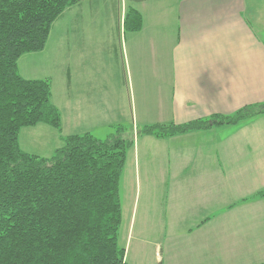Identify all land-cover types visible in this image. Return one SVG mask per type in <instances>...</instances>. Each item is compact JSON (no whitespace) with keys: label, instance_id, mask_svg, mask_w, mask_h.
Wrapping results in <instances>:
<instances>
[{"label":"crops","instance_id":"obj_1","mask_svg":"<svg viewBox=\"0 0 264 264\" xmlns=\"http://www.w3.org/2000/svg\"><path fill=\"white\" fill-rule=\"evenodd\" d=\"M105 1L122 26L128 6L142 18L140 28L127 30L124 38L133 53V66L138 67L135 80L144 85L153 78L157 87L149 98L142 91L134 108L141 127L182 124L264 102V0H124L120 11L117 0ZM86 4L90 18L100 20L98 0H82L77 5ZM77 34L83 38L84 32ZM143 53L154 61L151 71L149 64L146 68L139 64ZM128 67L133 83L129 63ZM93 68L77 63L78 91H86L84 79L93 76ZM67 72L70 86L69 66ZM90 98L69 100L72 120L81 117L83 103ZM138 130V124L131 129L130 152L139 196L144 194L140 227L160 229L155 243L162 263L221 264L245 258L252 251V236L248 229L236 232L235 225L240 228L242 223L235 214L243 207L230 208L227 198L237 197L238 203L256 198L258 183L264 184V113L236 125L171 137L158 138ZM136 212L137 206L131 224ZM232 228L234 238L229 231L227 237L219 232ZM260 248L257 240L256 252Z\"/></svg>","mask_w":264,"mask_h":264},{"label":"trees","instance_id":"obj_2","mask_svg":"<svg viewBox=\"0 0 264 264\" xmlns=\"http://www.w3.org/2000/svg\"><path fill=\"white\" fill-rule=\"evenodd\" d=\"M81 1L0 0V264H126L118 243V187L134 137L120 128L103 140L69 134L50 157L22 150L18 140L23 126L61 127L49 81L23 78L17 61L41 50L53 23ZM141 21L128 6L123 28L138 30ZM263 113L264 102L138 132L171 137ZM255 195L264 199V190Z\"/></svg>","mask_w":264,"mask_h":264},{"label":"rangeland","instance_id":"obj_3","mask_svg":"<svg viewBox=\"0 0 264 264\" xmlns=\"http://www.w3.org/2000/svg\"><path fill=\"white\" fill-rule=\"evenodd\" d=\"M117 1L120 11L124 8L122 5L124 0ZM98 2L100 20L90 18L88 4L85 7L77 4L71 6L53 23L45 46L39 51L22 54L17 61L19 74L23 78L49 81L52 93L51 102L58 108L61 115L60 129L44 123L20 128L19 145L22 150L28 153L50 157L56 148L63 145L61 139L69 134L81 135L88 132L103 140L118 128L122 129L123 135L127 137L130 136L134 125L138 124V129L141 127L139 124L141 119H136L134 108L139 106L142 91L146 92L149 98V93L154 94L157 87L153 78L145 81L144 85L135 80V69L138 67L133 66V53L125 44L124 38L127 35H125L127 29L123 28L121 22L115 21V16L110 14V8L108 10L109 6L107 7L108 4L105 0H98ZM77 31L84 32L83 38L82 35L77 34ZM164 60L167 62L165 56ZM165 61L163 64L166 66ZM77 63L94 66L93 76L84 79L87 85L86 91H78L76 88ZM128 63L132 70V78L135 80L133 83H131ZM139 64L143 68L149 64V71L154 67L151 55L148 58L146 53L140 55ZM68 66L72 77L70 86L67 85ZM88 95L91 98L83 103L85 104L84 109L79 113L81 117L73 118V121L67 110L69 100L76 99L78 96L85 98ZM130 151L129 149L126 153L119 179L118 243L125 249L124 261L126 264H163L159 245L157 247L158 243H155L159 238L157 234L160 229L156 227L142 229L140 227L139 217L144 194L142 192L139 196L138 183L135 181L136 170L133 154ZM258 184L260 189L258 191L264 190V184ZM254 197L256 198L244 199L238 203L237 197L229 196L227 203L231 206L230 208L243 207L241 212L235 214L241 218L240 223H242L240 228L235 225L236 232L241 233V230L245 232L248 229L252 236L249 241L252 251L256 252L257 240L261 241V248L256 252L257 254L251 253V248H249L251 252L245 258L232 259V262L227 261V263L221 264L264 262V199L256 195ZM151 204L150 209L153 211L155 209L154 199ZM136 206V221L131 224L130 217ZM215 210L216 207L213 206V211ZM228 231L230 237L234 238L233 228L230 230L219 229L223 237H227ZM238 236L240 235L238 234ZM195 238L197 236L192 240L194 241ZM212 241L214 242L213 238ZM213 245L215 246V244Z\"/></svg>","mask_w":264,"mask_h":264}]
</instances>
